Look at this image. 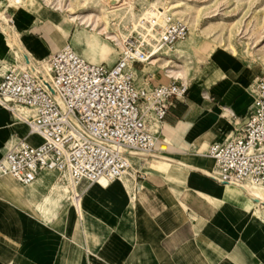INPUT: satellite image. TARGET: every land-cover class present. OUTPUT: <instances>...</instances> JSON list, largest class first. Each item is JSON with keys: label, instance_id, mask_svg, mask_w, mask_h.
<instances>
[{"label": "crops", "instance_id": "crops-1", "mask_svg": "<svg viewBox=\"0 0 264 264\" xmlns=\"http://www.w3.org/2000/svg\"><path fill=\"white\" fill-rule=\"evenodd\" d=\"M7 1L0 0V8H8ZM6 16L0 17V55L5 52L11 65L29 63L21 50L34 64L78 45L69 42L72 30L66 35L30 1ZM85 57L103 64L92 54ZM135 70L140 79L141 69ZM262 74L260 64L222 48L208 50L188 80L187 96L174 102L164 122L159 143L167 149L151 163L144 157L145 165L138 163L141 157L130 158L137 170L124 182L90 186L82 213L68 176L59 181L44 174L30 187L2 178L0 264H264V202L209 177L214 160L202 154L232 137ZM33 138L26 124L0 107V157L16 139L40 144ZM52 198L57 205L49 210Z\"/></svg>", "mask_w": 264, "mask_h": 264}, {"label": "built area", "instance_id": "built-area-1", "mask_svg": "<svg viewBox=\"0 0 264 264\" xmlns=\"http://www.w3.org/2000/svg\"><path fill=\"white\" fill-rule=\"evenodd\" d=\"M188 33V25L177 21L154 42L160 50L173 47ZM150 48L129 37L126 53L110 66L94 64L68 45L50 58L48 77L31 66L22 71L0 67V107L41 140L36 146L27 139L8 144L0 157V179L11 176L30 187L45 171L68 175L80 203L101 179L114 182L123 176L127 155H154L170 109L189 87L175 80L154 84L152 76L149 85H139L128 65L144 66L152 57ZM252 95V107L235 125L234 137L202 153L214 160L209 177L220 184L264 185V75L255 80ZM20 108L34 114L17 119Z\"/></svg>", "mask_w": 264, "mask_h": 264}, {"label": "rangeland", "instance_id": "rangeland-1", "mask_svg": "<svg viewBox=\"0 0 264 264\" xmlns=\"http://www.w3.org/2000/svg\"><path fill=\"white\" fill-rule=\"evenodd\" d=\"M29 1L42 14L51 18L66 35H69L72 30L70 43L77 32L84 33L83 31H86L87 34H84L87 37L83 34L81 43L74 46L75 50L82 56L84 49L88 48L86 43L90 39L93 46L99 49V51H91V54L100 63L111 66L122 56L119 47L114 41H107L105 35L97 36L91 29L85 30L80 20L70 22L68 16L70 13H75V16L89 18L98 27H101L100 29L102 30L103 23L101 16L104 13L103 9L112 11L113 7H115L112 4V0H105L106 3H101L100 0H20L17 5ZM35 1L41 3L46 8L38 5ZM7 2L6 6L9 4V1ZM132 3L134 4L133 9L137 16L141 15L149 5L158 3L168 4L172 7V13L175 14L174 19L188 25L189 33L187 38L193 41V49L188 57L181 60L166 59L160 61L158 64L148 65L145 63V66L138 65L137 68L141 69L139 73L140 80H143V78L148 79L152 76L154 84L159 82L168 83L173 80L188 83V80L191 79L195 70H198L201 61L205 58L206 52L215 48L230 51L234 55L243 58L245 62L249 61L260 64L263 71L262 75H264V0H132ZM121 4L124 9L128 8V5L124 1ZM58 6H60L61 11L56 9ZM7 9L0 8V14H5V11L9 13ZM110 21L112 24L110 31H114L113 25L118 23L119 20L112 16ZM190 28H192V33ZM121 29L124 32H128L127 36H137V33L132 32L133 23L125 22L121 25ZM88 35L91 37L89 38ZM156 36L158 38V34ZM165 51L168 50H161L160 53L163 54ZM3 53V56L0 55V67L4 66L6 61L11 65L12 60L6 56L5 52ZM21 53L27 61L33 64L34 61H32L29 55L22 50ZM173 70L185 71L187 73V80L168 78V71ZM32 137H35L33 138L35 141L39 139L37 136ZM165 149H167V146ZM144 156L146 155H133L131 156V160L134 159L133 157L144 158ZM146 157L152 159L158 158L154 155ZM152 161L150 160L148 163ZM131 163L132 168L129 174L134 175L135 171L133 170H137V167H134L133 162ZM53 197L55 198V196ZM56 199L59 200L61 198L57 197ZM46 205L49 210H54L57 203L52 198L48 199ZM261 207L263 213L260 216H264V205Z\"/></svg>", "mask_w": 264, "mask_h": 264}, {"label": "bare ground", "instance_id": "bare-ground-1", "mask_svg": "<svg viewBox=\"0 0 264 264\" xmlns=\"http://www.w3.org/2000/svg\"><path fill=\"white\" fill-rule=\"evenodd\" d=\"M123 1L126 3V5H128V8H126V9L123 8V5L121 4ZM19 2H20V0H9L7 10H9L10 8H13ZM100 2L106 3L105 0H100ZM112 4L115 5V7H113L112 11H108V10L103 9L104 13L101 16V21L103 23L102 30L100 29L101 27H98L97 24L95 22H92L89 18H85V17L81 18L79 16H75V13H70L68 15L69 21L75 22V21L80 20L81 23L83 24L85 30L91 29L92 32H94L97 36L105 35L106 36L105 38L107 41H114L116 43V45L119 47L122 55L126 53L125 41L129 37H136L141 42L148 43V45H150V47H151L150 52H152V57L149 58L145 62L148 65L158 64L160 61H163L166 59H169V60H171V59H178L179 60L180 59L181 60V59L189 56V53L193 49V47H192L193 41H191L190 39L187 38L188 35L186 36L187 39L185 38L184 40L177 42L173 47H164L163 49H161V50H168V51H165L163 54L160 53L161 50L159 49L158 44L156 42H154V41H159L160 35L164 32V30L171 23L177 22L174 19L175 14L172 13V7L171 6H169L166 3L165 4H162V3L152 4V5L147 6L141 15L137 16V14L134 12V9H133L134 4L132 3V0H112ZM59 7L60 6L56 7V9L60 10L61 8H59ZM123 11H126V12H123ZM4 13L5 14H1V15L4 19H6V17H7L6 14H8V11H5ZM112 16L118 18V20H119L118 23L113 25V27L115 28L114 31H110V27L112 25L110 18ZM125 22L133 23V31L132 32L137 33V36H135V35L127 36L128 32L122 31L121 25ZM190 29H191V33H192V28H190ZM128 31H130V30L128 29ZM83 32L86 33V31H83ZM84 33L77 32L73 38V42L75 44L81 43V39H82ZM156 34H158V38H157ZM88 37L90 38L91 36L88 35ZM8 44H9V46H11L10 42ZM86 45L88 48L84 49L83 57L90 55L91 51H99V49H97L93 46L91 39H90V41H88L86 43ZM66 46H68V45H66ZM50 58L43 60V61H40V62H36L34 64H31L29 62L27 65H24V66H17L16 67L15 65H10V66H8V68L15 67L17 70L22 71L25 69H29L31 66V67H35L38 71L42 72L46 77H48L50 75V63H49ZM85 58H87V57H85ZM1 67L3 69H5L4 66H1ZM128 69L134 72L135 77H136L139 85H141V86L149 85L148 79H144V78H143V80L138 79V75H137V72L135 70V67H133L131 63H129ZM168 78H176V79H181V80L186 81L187 80V73L185 71H175V70L168 71ZM176 81L178 82L179 80H176ZM181 83L188 86V84L183 82V81H181ZM33 114H34V112L31 110L20 108L19 113L16 114V118L18 119L21 116H32ZM233 137H234V130L232 133V137L230 139H232ZM163 148H164V146L162 145V143H158V150L159 149L165 150V148L164 149ZM133 155L137 156V154H129L126 156L128 168L126 169L123 176L119 180H116L117 182L118 181L124 182V180L122 178L124 176H126L132 168V163H131L130 158ZM144 157L148 162L150 160H153L152 158H148L146 156H144ZM207 158H209V157H207ZM145 159L139 158L138 163L140 165H145V161H146ZM214 172H215V167H214V171L209 173L208 175L214 174ZM44 174H50L53 177L57 178L59 181H63L68 176V175L59 176V175H57L53 172H50V171H45V172H43L42 175H44ZM5 177H8V176H5ZM49 181L52 183L55 180H53L52 178H49ZM112 183L113 182H109L106 179H101L100 182L98 183V185H100L104 188H107ZM224 185H233V186L240 187L242 189H246L247 192L249 193L250 197L252 199H254L257 202V204L260 205L264 202V185H257V184L251 183V182H247L241 186L233 184V183H224ZM73 191H74V188H73ZM74 203H75L76 211H80L82 213V200L79 203L78 200L74 199Z\"/></svg>", "mask_w": 264, "mask_h": 264}]
</instances>
